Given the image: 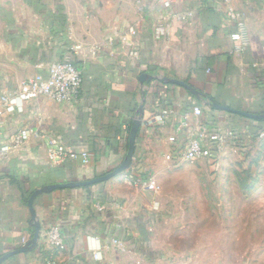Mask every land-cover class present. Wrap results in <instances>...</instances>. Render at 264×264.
Listing matches in <instances>:
<instances>
[{
    "label": "crops",
    "instance_id": "crops-1",
    "mask_svg": "<svg viewBox=\"0 0 264 264\" xmlns=\"http://www.w3.org/2000/svg\"><path fill=\"white\" fill-rule=\"evenodd\" d=\"M231 7L238 13L237 21L227 19L225 0H173L175 13H192L179 22L167 16L161 0H0V99L14 95L23 82L46 75L50 64L66 58L83 75L76 105L43 97L29 102L15 98L13 112L0 127V149L39 122L44 131L42 139L23 145L10 159L0 157V257L32 238L28 200L34 191L87 181L123 162L142 101V74L183 81L210 97L207 101L264 113V0H231ZM240 23L247 35L242 48H238ZM134 24L140 30L137 59L118 53L116 42L108 44L114 31L123 32ZM159 24L165 25L166 35L157 40L154 33ZM78 45L84 49L74 51ZM94 45L102 47L96 57L90 54ZM143 89V125L131 167L102 184L38 197L35 210L41 237L37 249L2 264H47L48 260L56 264H172L161 261L164 258L153 245L151 212L146 211L157 190H146L135 180L156 177L185 163L181 154L203 128L209 144L219 128L236 133L223 152L213 154V162L231 151L243 154L263 139L264 122L214 109L173 83L153 80ZM197 106L203 111L201 117L192 113ZM168 109L174 114L159 124L156 117ZM51 137L73 151L89 152L90 165L80 161L52 165L47 149ZM53 224L62 228L64 251L45 242ZM111 239L121 240L125 249L105 251L103 246ZM94 253L100 254V260L94 259Z\"/></svg>",
    "mask_w": 264,
    "mask_h": 264
},
{
    "label": "rangeland",
    "instance_id": "rangeland-1",
    "mask_svg": "<svg viewBox=\"0 0 264 264\" xmlns=\"http://www.w3.org/2000/svg\"><path fill=\"white\" fill-rule=\"evenodd\" d=\"M156 178L146 211L161 261L264 264V138L243 154L185 162Z\"/></svg>",
    "mask_w": 264,
    "mask_h": 264
},
{
    "label": "built area",
    "instance_id": "built-area-1",
    "mask_svg": "<svg viewBox=\"0 0 264 264\" xmlns=\"http://www.w3.org/2000/svg\"><path fill=\"white\" fill-rule=\"evenodd\" d=\"M229 6L227 12V19L229 21H237L238 13L231 7V0H225ZM163 7L166 9L167 16L176 19L179 22H185L192 13L177 14L172 9L173 0H161ZM155 38L162 39L166 35L165 25L159 24L155 28ZM139 35L140 30L137 24L131 25L125 31H114L112 37L109 38L108 44L114 45L116 42L115 50L125 52L130 58L137 59L140 57L139 48ZM239 40L241 47L247 44L246 27L244 24L239 25ZM84 46L78 45L73 48L74 51H81ZM102 47L94 45L90 48V54L94 57L98 56ZM83 87V75L77 66L69 59L66 58L61 61L50 64L47 68L46 75H38L35 78L29 79L20 85V88L14 95L5 94L0 99V127L5 125L6 115L13 112V104L15 98H20L24 102L33 101L37 98H46L57 104L62 105H76L81 98V91ZM192 113L196 117L202 116L201 107H194ZM174 114L173 109L164 110L156 117L159 124H164L167 117ZM41 123L35 128H28L22 130L13 140L3 144L0 149V157L4 160L10 159L11 155L17 153L23 145L29 143L33 139H42L44 131L40 129ZM236 133L233 130H223L221 128L216 130L214 141L212 144L207 142V129L198 136L192 138L186 148L181 154L182 160L185 162H198L202 160L211 159L213 154H219L225 150L229 141L235 139ZM264 138V131L260 135ZM48 159L54 166H60L67 162L80 161L84 166L90 165L91 155L87 151H73L56 138H48L47 140ZM167 160H172L171 156H167ZM135 184L149 190L156 191L158 188L155 175H149L148 178L143 179L139 177L135 180ZM98 210L102 211V207L97 206ZM45 242L47 245L57 251H64L66 249V241L63 236L62 228L58 224H53L49 227L45 234ZM28 241L23 240V244ZM124 250L125 245L119 239H111L103 246L107 252L113 249ZM94 259L100 260V254L94 253ZM47 264H56L54 260H48Z\"/></svg>",
    "mask_w": 264,
    "mask_h": 264
},
{
    "label": "water",
    "instance_id": "water-1",
    "mask_svg": "<svg viewBox=\"0 0 264 264\" xmlns=\"http://www.w3.org/2000/svg\"><path fill=\"white\" fill-rule=\"evenodd\" d=\"M153 80H161L166 83H173V84L182 86L183 88L188 90L190 93H192L198 100L202 101L203 103H205L206 105L214 109H217L223 112H228L231 114L241 115V116H244L252 120L264 121V113L263 114H253V113H249L246 111L236 110V109L221 105L215 101H207L205 95L201 94L198 90H196L195 88H193L192 86H190L189 84L183 81H179L176 79H170L168 77L152 76L147 73L142 74L139 77V83L142 87V101L135 112V116L132 122V126H131L130 133H129V138H128V149H127V153H126V156L123 162L113 171L105 175L87 180V181H73V182H68V183H57V184L47 185L43 188H40L34 191L28 200V207H29L30 216H31L29 224L34 229L33 236L21 248L1 256L0 264L4 263L6 260H8L9 258L13 256L28 253V252H31L37 249L39 241H40V237H41V223L39 221V218L35 210V201L38 197L43 196V195H49L61 189L89 188L94 185L102 184V183H105L115 178L121 173L127 171L131 167L134 156H135V151H136L137 136L143 125L144 104H145V90L143 89V87L145 83L149 84Z\"/></svg>",
    "mask_w": 264,
    "mask_h": 264
},
{
    "label": "trees",
    "instance_id": "trees-1",
    "mask_svg": "<svg viewBox=\"0 0 264 264\" xmlns=\"http://www.w3.org/2000/svg\"><path fill=\"white\" fill-rule=\"evenodd\" d=\"M208 99H210V97H206V100H208ZM258 121H259V120H258ZM259 122H261V123H262V122H264V121H259Z\"/></svg>",
    "mask_w": 264,
    "mask_h": 264
}]
</instances>
